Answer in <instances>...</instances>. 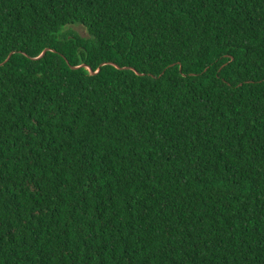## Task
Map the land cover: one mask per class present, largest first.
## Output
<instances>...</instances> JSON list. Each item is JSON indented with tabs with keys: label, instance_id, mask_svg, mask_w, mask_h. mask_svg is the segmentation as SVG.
I'll return each instance as SVG.
<instances>
[{
	"label": "trees",
	"instance_id": "16d2710c",
	"mask_svg": "<svg viewBox=\"0 0 264 264\" xmlns=\"http://www.w3.org/2000/svg\"><path fill=\"white\" fill-rule=\"evenodd\" d=\"M0 264H264V0H0Z\"/></svg>",
	"mask_w": 264,
	"mask_h": 264
},
{
	"label": "rangeland",
	"instance_id": "374dc122",
	"mask_svg": "<svg viewBox=\"0 0 264 264\" xmlns=\"http://www.w3.org/2000/svg\"><path fill=\"white\" fill-rule=\"evenodd\" d=\"M71 28L83 36H88L87 30L82 26H72Z\"/></svg>",
	"mask_w": 264,
	"mask_h": 264
},
{
	"label": "water",
	"instance_id": "95a60500",
	"mask_svg": "<svg viewBox=\"0 0 264 264\" xmlns=\"http://www.w3.org/2000/svg\"><path fill=\"white\" fill-rule=\"evenodd\" d=\"M50 49L49 48H47V49H45L44 50V52L39 56V57H42L47 51H49ZM13 54V53H12ZM12 54H10V56H9V58L7 59V61L10 59V57H11V55ZM95 73V72H94Z\"/></svg>",
	"mask_w": 264,
	"mask_h": 264
}]
</instances>
